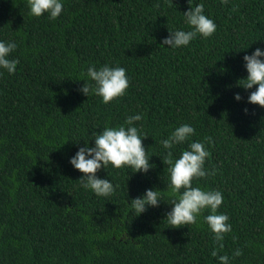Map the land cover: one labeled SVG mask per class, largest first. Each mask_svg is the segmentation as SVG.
Listing matches in <instances>:
<instances>
[{
  "label": "trees",
  "instance_id": "1",
  "mask_svg": "<svg viewBox=\"0 0 264 264\" xmlns=\"http://www.w3.org/2000/svg\"><path fill=\"white\" fill-rule=\"evenodd\" d=\"M61 2L51 20L29 15L27 0H0V42H15L8 59L19 61L13 74L0 68V264H219L221 255L228 264H264V108L247 102L256 86H237L247 77L243 57L264 51V0ZM201 3L215 33L162 47L169 32L191 30L183 13ZM104 65L123 67L129 79L108 104L79 91L91 83L87 69ZM138 114L134 126L154 167L101 168L97 177L116 189L108 197L82 188L70 159L95 146L93 133L127 127ZM183 124L195 134L171 151L178 159L204 142L210 152L204 168L215 175L192 186L223 196L217 214L231 231L222 248L204 222L209 209L192 225L164 220L173 197L161 141ZM153 189L158 207L129 211Z\"/></svg>",
  "mask_w": 264,
  "mask_h": 264
},
{
  "label": "clouds",
  "instance_id": "2",
  "mask_svg": "<svg viewBox=\"0 0 264 264\" xmlns=\"http://www.w3.org/2000/svg\"><path fill=\"white\" fill-rule=\"evenodd\" d=\"M228 0H221L222 4H227ZM29 15L40 17L45 13L49 14V19L54 20L61 14L63 3L61 0H27ZM235 10V9H234ZM204 5L197 4L194 8L183 13L185 24L191 30H176L169 32V36L161 42V46L167 48H180L187 46L198 35L202 38L211 37L216 31V24L208 16L204 15ZM17 45L15 42H0V68L13 74L19 61L17 59H8L9 55L15 51ZM244 66L247 71V77L237 82L238 87L245 90L252 89L248 96L249 104L258 105L264 108V51L257 48L252 55L243 57ZM86 76L91 83L83 84L79 90L85 96L90 93L102 98V102L108 104L116 98L125 95L129 87V79L126 70L123 67H109L104 65L99 69L90 66L87 69ZM234 99L239 101L241 97L237 94ZM246 111V110H245ZM143 119L142 114L129 116L124 125L118 128L105 127L95 136L94 147L79 148L76 154L70 159L71 166L82 173L81 187L91 190L98 197H108L115 192V187L109 179H100L96 173L101 168L111 165L115 169L128 166L134 170V173H146L154 165L149 163L147 151L142 144L140 130L134 126V123ZM195 134V129L189 124H183L176 128L171 135L162 140L161 144L166 151L162 163L167 166L169 174L168 194L173 197L171 201V211L165 219L172 228H179L186 225L197 223V217L205 210L209 209V215L204 217V222L208 225L213 234L214 240L222 248L220 242L225 234L231 231V224L228 223V216L217 214V209L223 203V196L219 191H204L200 187H193V179L204 178L207 175H215V169L209 173L204 164L210 156L206 150L204 142H192L189 144V150L181 153L178 159L173 157L171 149L174 145L181 144ZM147 138V137H145ZM144 138V139H145ZM205 142L212 143L211 137H205ZM181 189L183 192L181 193ZM160 202L159 190H146L144 196L131 200L129 211L134 212L136 216L147 210V207H158ZM98 254V253H97ZM211 255L217 257V251L213 250ZM235 256L242 255L238 249ZM227 255L219 256V264H228Z\"/></svg>",
  "mask_w": 264,
  "mask_h": 264
}]
</instances>
